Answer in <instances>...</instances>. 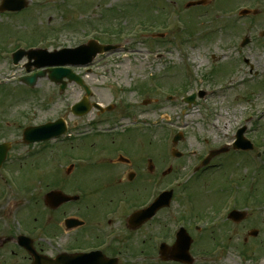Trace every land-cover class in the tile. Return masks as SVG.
I'll list each match as a JSON object with an SVG mask.
<instances>
[{
	"label": "rangeland",
	"instance_id": "obj_1",
	"mask_svg": "<svg viewBox=\"0 0 264 264\" xmlns=\"http://www.w3.org/2000/svg\"><path fill=\"white\" fill-rule=\"evenodd\" d=\"M28 1L27 11L0 16V24L8 26L4 28L0 25V28L9 29L6 36H3L5 31L0 29V51H5L1 53L2 55L9 56L20 42L25 41L31 45L51 32L52 35H47L48 40L45 42L42 40L40 47L52 51L85 44L95 35L90 27L86 28L89 23H92V27L100 26L102 30L104 29L102 15L112 9L120 15L115 21H110H113L116 27L122 26L127 32L126 36L116 42L123 46L122 49L98 58L88 70L74 69V72L83 77L92 88L94 102L103 106L112 104L114 108L109 113L110 117L102 119L103 124H91L90 127H86L88 121L95 123L101 113L94 111L83 120L71 114V106L82 98L79 90L70 86L68 93L60 97L56 86L45 79L40 80L33 90L28 91L25 85L18 82L23 70L13 68L11 61L5 57L0 59V82L3 80L8 82L7 87L11 96L0 93V130H16V133H19L17 130L54 122L61 116L70 124L77 122L82 130H95V132L107 129L128 130L127 125L134 123L135 120L139 128L131 130H143L145 135L149 134L152 138L154 144L149 143L142 148V151L152 159L156 167L166 163L169 158L166 152V144L171 142L169 135L174 130L181 131L185 138L176 148L185 157L176 160L170 156L165 168L170 165L175 167L168 174L170 176L163 181V187L173 188L170 180L174 178L176 189H180L174 192L172 209L168 216L165 212L159 214L154 220L155 224L147 230L142 229L139 235L133 234L134 239L148 240L154 234H162L158 226L160 223L166 224L169 232L171 229L174 230L179 221L176 217L180 213V216L186 219L192 216L198 217L189 220L187 227L184 226L194 238L191 253L196 259V264H264V259L259 258L264 257V203L241 200L236 210L246 212L247 219L239 225L232 224L237 231H228L221 226L226 221V217L221 218V216L233 210L230 205L223 206L224 211L221 215L215 213V208L222 206L221 197L226 196L220 189L225 187L226 182L221 181L220 176L228 177L227 184L232 181L233 187L236 186V181H243L248 184L245 190H249L250 185H255L253 180L261 177L257 170L264 166L263 161L258 166L252 167L244 164L245 160L249 159L247 153L231 154L221 159L218 157L217 165L221 164L218 170L209 173L206 171L198 178H191L184 191L182 190L185 176L192 174L193 167L199 165V159H202L209 149H220L231 145L240 128L246 126L247 139L255 145L264 146V38L259 36V33L264 31V0H207L209 2L207 6L193 9H186V4L200 0H157L155 3L157 17L160 16L159 12L161 14L163 7L169 9L171 13L169 19L171 31L163 33L162 39L157 38L156 35L159 33H142L141 27L136 25L147 20L146 12L143 15L130 16L133 6L148 1L152 2L153 7V0ZM249 4L255 6L253 10H259V18L250 20L249 17L239 16L241 9L246 7L252 9ZM179 15L184 18L186 28L178 27ZM227 24L234 27V31L228 30ZM12 26L16 30H11ZM75 26L79 30L75 31L72 28ZM102 32H98V38H104ZM247 36L252 39L251 43L241 49L240 44ZM98 41L105 43L104 40ZM186 62L191 63L192 71L185 69ZM221 66H229L230 70L214 73L215 70H220ZM186 71L188 75H193L192 83L186 95L180 97L186 98L193 92L197 93L198 90L210 92L205 100L197 99V103L193 106H189L181 99L173 101L168 99V96L177 95L171 91V84L177 81V76L185 77ZM158 81H162L163 85L159 87ZM142 87H145L146 93H141ZM158 89L162 90L158 91ZM148 100H151V103L144 106V102ZM105 114L106 112L103 116ZM7 122L14 124V127L7 128ZM163 137L166 138L164 144H162ZM141 139L143 142L147 141V137ZM121 140L117 139V143ZM120 143L127 149L130 148L125 139ZM257 151L259 148L256 147L250 159L253 160ZM262 157H264L263 152ZM41 158L42 155L37 159ZM216 161L212 162L213 166ZM225 162L236 165L231 168L228 163L230 168L223 170ZM28 175V178L18 181L21 190L30 189L37 179V173L31 168H28ZM217 176L219 182L215 179ZM212 177L214 179L207 182ZM252 188L261 191L262 185L257 183ZM239 190L241 193L240 188ZM177 194L180 199L184 198L182 202L176 198ZM147 197V193L141 190L139 199L129 198V200L135 203L139 201V209ZM92 201L95 208L92 217L99 219L104 216L108 205L116 200L98 197ZM208 209L209 212H213L211 216L214 218L215 226L219 224L216 227L219 230L208 228L206 223L210 221L199 219L208 214ZM31 214V209L25 213L27 225ZM92 222L98 223V221ZM254 222H258L256 225L260 223L259 226H254ZM253 229H258L259 235L256 238H249L247 245H244V240ZM218 235L221 238L217 240ZM212 236H216V240ZM125 237L128 236L125 234ZM171 242L169 240L166 243L172 246ZM197 243L199 248L206 249L203 251L206 254L198 250ZM212 243L218 245L213 253L210 252L212 249L207 248L211 247ZM125 244L127 255H124L120 264H164L158 260V251L149 248V243L146 244L147 247L142 248L140 242L137 245L134 240L131 242L128 240ZM140 248L144 252L139 258L131 256L133 251ZM242 253L245 255L242 256Z\"/></svg>",
	"mask_w": 264,
	"mask_h": 264
},
{
	"label": "flooded vegetation",
	"instance_id": "obj_2",
	"mask_svg": "<svg viewBox=\"0 0 264 264\" xmlns=\"http://www.w3.org/2000/svg\"><path fill=\"white\" fill-rule=\"evenodd\" d=\"M70 85L63 93L58 86L60 96ZM17 131L0 130V157L5 156L0 167V264H79L70 256L95 251L120 259L126 241L142 242L133 237L142 227H129L131 213H121L119 202L108 205L106 222H92L93 199H139L141 190L148 195L157 184V167L141 157L138 130L109 135L72 126L56 141L35 145L24 142V130ZM117 139H125L130 148ZM36 146L40 151L32 157ZM28 168L37 179L21 190L18 181L29 177Z\"/></svg>",
	"mask_w": 264,
	"mask_h": 264
},
{
	"label": "water",
	"instance_id": "obj_3",
	"mask_svg": "<svg viewBox=\"0 0 264 264\" xmlns=\"http://www.w3.org/2000/svg\"><path fill=\"white\" fill-rule=\"evenodd\" d=\"M10 1H14L16 2V0H10ZM9 2V0L7 1ZM197 4H201V3H197ZM197 4H193V5H197ZM22 7H16V6H11V4L9 3H5L4 6L1 8L2 10H20ZM91 47L93 48V54L89 53L87 55V52H86V49L85 47L83 48H80L76 51H65L63 53H66V54H75L76 55H83V56H86L87 58L84 60V59H81L79 64H84V63H89L92 61L93 57L96 56L97 52L100 51V52H104V51H109L111 49H114L113 47H104V46H97L96 44H92ZM64 77H69L70 79H76V77L72 76L70 74V72H61V71H54L53 72V75L51 76V78L55 81H57V79H63ZM60 124H48L46 126H43V127H40V128H36V129H33V130H42V132H47V130H57L60 126ZM162 204H159L158 206H161ZM190 244H191V241H188V242H184L183 243V246H184V254L178 256L176 259L177 260H182V261H185V262H189L190 259L189 257L187 256L188 254V251H189V248H190Z\"/></svg>",
	"mask_w": 264,
	"mask_h": 264
}]
</instances>
